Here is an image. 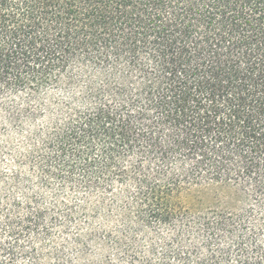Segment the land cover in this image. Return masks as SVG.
Segmentation results:
<instances>
[{
    "label": "trees",
    "instance_id": "1",
    "mask_svg": "<svg viewBox=\"0 0 264 264\" xmlns=\"http://www.w3.org/2000/svg\"><path fill=\"white\" fill-rule=\"evenodd\" d=\"M0 139V264H264V0H0Z\"/></svg>",
    "mask_w": 264,
    "mask_h": 264
},
{
    "label": "rangeland",
    "instance_id": "2",
    "mask_svg": "<svg viewBox=\"0 0 264 264\" xmlns=\"http://www.w3.org/2000/svg\"><path fill=\"white\" fill-rule=\"evenodd\" d=\"M0 142H1V139H0ZM4 157H5L4 160L8 161V157L6 155H4ZM5 164H6V162H5ZM5 164H1L0 168H6Z\"/></svg>",
    "mask_w": 264,
    "mask_h": 264
}]
</instances>
